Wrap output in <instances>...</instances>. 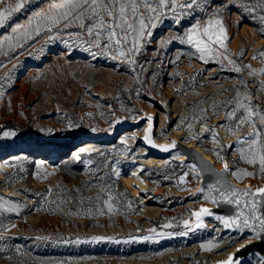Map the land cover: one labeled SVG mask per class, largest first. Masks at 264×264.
Here are the masks:
<instances>
[{"label": "rangeland", "instance_id": "rangeland-1", "mask_svg": "<svg viewBox=\"0 0 264 264\" xmlns=\"http://www.w3.org/2000/svg\"><path fill=\"white\" fill-rule=\"evenodd\" d=\"M9 2L17 0H0V9ZM51 2L28 0L0 26V39L14 36L15 25ZM258 3L264 0L165 8L149 22L139 51L127 57L117 54L114 42L106 47L104 34L100 47L89 43L94 37L75 19L83 9L51 30L41 26L39 34L0 47V264H212L228 255L241 237L214 218L203 227L192 223L193 210L211 202L206 186L197 192L192 163L178 159V149L150 155L142 140L148 121L135 123L154 113L157 141H191L215 164L227 163L236 182L262 184L259 161L250 164L241 155L254 138L250 133L264 135V9ZM209 19L222 22L226 48L214 45L201 59L177 37L186 39ZM84 23H92L87 13ZM131 41L121 47L127 51ZM237 102L251 107L256 129L244 122ZM119 118L132 124L116 127ZM82 141L90 142L84 152L63 157ZM107 161L113 181L103 171ZM75 164L80 171L71 175ZM262 261L252 254L245 264Z\"/></svg>", "mask_w": 264, "mask_h": 264}, {"label": "snow or ice", "instance_id": "snow-or-ice-1", "mask_svg": "<svg viewBox=\"0 0 264 264\" xmlns=\"http://www.w3.org/2000/svg\"><path fill=\"white\" fill-rule=\"evenodd\" d=\"M197 0H190L187 3H178V0H52L47 6V9H41L32 14L25 24H17L12 28V33L15 34L6 36L0 39V47H3L5 42L9 47H13V40H19L21 38L27 39L31 32L39 34L41 26L46 27L48 30L54 25H58L62 20H66L77 9H83L75 16V19L80 21V27L85 29L89 37H94L89 43H95L97 47L101 46L100 37L102 34L106 36V47H112L115 43V51L121 57H127L135 54L139 51L138 45L145 35V30L149 28V22L158 19L165 8L171 7L175 9L177 7L191 8L193 4H196ZM28 3V0H17L13 5L11 2L4 9H0V26H3L5 22L11 17L14 12L20 11ZM143 7L150 15L145 16L141 12ZM256 7L264 9V3H258ZM88 14L92 20L90 25L84 23L85 14ZM264 21V15L260 17ZM35 21V26H33ZM214 25H219L218 30H213ZM155 23H151V27H155ZM150 35V33H148ZM74 35L79 36L80 33ZM129 36L132 37L131 46L125 51L121 44L128 41ZM185 37H177L181 42L192 44L197 51L201 54L200 58L203 59L206 55L212 54L215 49L214 45H219L221 48H226L225 41L227 40V32L222 22L219 19H209L207 25L200 28V25H194L187 33ZM261 57H264V52L260 53ZM115 58V57H114ZM225 59H228L225 57ZM130 63H135V60H130ZM229 63H234L229 59ZM239 71V68H236ZM237 108L244 109V122L251 124L253 129H256L255 121L253 120V112L249 105L242 102H237ZM235 116V110L228 113V118L232 119ZM260 120H264V115H259ZM149 129L145 136V140L152 144L153 147H160L163 151H168L170 147L174 148L175 141L171 145H156L150 139L151 135V117H148ZM70 127H72L70 125ZM95 131V129H93ZM7 135H14V133H5ZM249 135L254 138L249 142L248 151L242 152V158L246 159L248 163L254 164L259 161L260 171L264 172V143H259L261 139H264L261 130H255ZM198 138V137H197ZM85 149L81 148L80 152H84ZM195 170V166H193ZM224 170H228L227 163L224 164ZM133 176L136 173H132ZM245 176H252L253 173L243 172ZM183 177H181V183H183ZM203 189H197V192H202ZM209 195L205 199H211L213 202H225L228 204H236L238 208H241L233 216H217L216 219L221 221L225 228H234L241 235L246 229H251L256 237H260L264 233V215H257L258 207L256 202L257 195L264 196V188H257L254 191L246 189L244 191L237 190L230 186H225L220 180H217L216 184L209 185ZM217 193V196H211V193ZM248 197L249 199H243ZM111 200V197H109ZM109 210H112V205L105 201ZM247 209L245 212L243 209ZM211 211L208 208L201 207L198 211H193L192 216L196 218V227H203L202 217L211 215ZM185 226L189 225L188 221H185ZM165 227H171V225H165ZM150 231L155 232V229ZM184 234V233H182ZM2 238V237H0ZM103 239H112L111 237H92L93 241H99ZM149 239V237H145ZM215 245H213L214 247ZM202 247H205L202 245ZM241 247H246L242 245ZM208 250H211L209 248ZM241 249L238 248L237 252ZM219 264H240L238 259H234V255H229L224 261ZM264 264V261L261 262Z\"/></svg>", "mask_w": 264, "mask_h": 264}, {"label": "water", "instance_id": "water-1", "mask_svg": "<svg viewBox=\"0 0 264 264\" xmlns=\"http://www.w3.org/2000/svg\"><path fill=\"white\" fill-rule=\"evenodd\" d=\"M148 117H151V135L150 139L152 142H154L156 145H171L173 141H175V147H170L168 151L161 150L160 147H153L152 144L148 143L145 140V136L148 133L149 129V120ZM144 121H148L145 126V132L142 137V140L148 149L150 155L154 157H166L169 152L178 149L180 152H183L184 156L182 157L183 161H190L196 169V172L199 176V189L206 186L207 188L209 185L216 184L217 180H220L222 184L225 186H230L232 188H235L240 191H244L246 189L255 190L257 188H264V183L255 185L251 182H244V183H238L229 175L228 170H224V164L217 166L214 161L205 155V153L196 145L193 143L187 144L176 137H173L171 141H157L155 139V128L157 125V116L154 113H145L140 121H138L135 124H141ZM132 124L131 121L119 118L116 123V127H119L121 125H128ZM116 136V134H115ZM85 142V141H83ZM82 143V142H81ZM77 145V144H76ZM75 146V145H74ZM70 149V148H69ZM211 196H217V193L213 192L211 193ZM243 199H249L248 197H245ZM258 212L257 215H264V196L257 195L256 197ZM201 207L208 208L211 211V215L202 217L203 224L206 219L208 218H214L216 219L217 216H233L238 211L241 210V208H238L236 204H228L225 202H213L211 200L210 203L201 205L198 209H195L193 211H198ZM245 212H247V209H243ZM192 223L194 226H196V218L193 216ZM222 229L226 232H230L233 234H237L239 237H244L247 234L249 237L242 241L241 243H237L228 253L226 257L218 259L216 262L212 264H219V262L224 261L228 258L229 255H234V259H238L240 261V264H243L245 261L249 259V257L252 254H256L261 259L264 260V233L261 234L260 237H256L255 233L251 229H246L244 233L241 235L237 230L234 228H225L223 223ZM242 245H246V247H241ZM240 248L241 250L237 252V249Z\"/></svg>", "mask_w": 264, "mask_h": 264}, {"label": "trees", "instance_id": "trees-1", "mask_svg": "<svg viewBox=\"0 0 264 264\" xmlns=\"http://www.w3.org/2000/svg\"><path fill=\"white\" fill-rule=\"evenodd\" d=\"M33 141L34 142H36V143H39V144H42L43 143V139H42V137H40V136H34L33 138ZM67 147H68V145H66L65 147H61L60 149H59V151H62L63 152V150L64 149H66L67 150ZM63 154V157L64 158H67V159H70L71 158V156L70 155H68V152H65V153H62ZM59 161L60 159H55L54 161H52V163H56V161ZM76 165V167H78V168H75V169H73V173H71V175H73V174H76V173H78L79 171H80V166H81V164H75ZM90 166H92V165H90ZM103 171L105 172V173H107V175H106V178L109 180V181H113V180H115V178L113 177V175L111 174V170H110V161H107V162H105L104 163V167H103ZM70 175V176H71ZM95 178V177H94Z\"/></svg>", "mask_w": 264, "mask_h": 264}, {"label": "bare ground", "instance_id": "bare-ground-1", "mask_svg": "<svg viewBox=\"0 0 264 264\" xmlns=\"http://www.w3.org/2000/svg\"><path fill=\"white\" fill-rule=\"evenodd\" d=\"M90 142H83L82 141V143H79V144H77V145H75V146H73V147H70V149L68 150V153L69 154H77L79 151H80V149L81 148H85L87 145H90L89 144ZM185 143H187V144H191L192 142L191 141H188V142H185ZM204 152V151H203ZM205 153V155L206 156H208V157H210L211 159H212V157L207 153V152H204ZM184 156V154H183V152H181L180 153V155L178 156V159H182V157ZM151 159H156V158H151ZM158 159V158H157ZM156 159V160H157ZM213 160V159H212ZM216 165L217 166H219V164H217L216 163ZM191 168L193 169V165L191 164ZM193 172H194V170H193ZM246 182H250V181H246ZM252 183V182H251ZM264 183V182H263ZM253 184V183H252ZM260 184V183H259ZM204 225V224H203ZM236 235V237L238 236L237 234H235ZM249 237V236H248ZM248 237H241L237 242H236V244L237 243H241L242 241H244L245 239H247ZM235 244V245H236ZM246 263V261L243 263V264H245Z\"/></svg>", "mask_w": 264, "mask_h": 264}]
</instances>
